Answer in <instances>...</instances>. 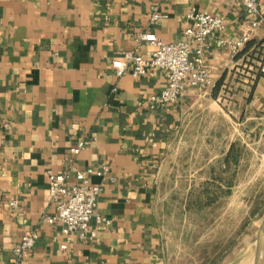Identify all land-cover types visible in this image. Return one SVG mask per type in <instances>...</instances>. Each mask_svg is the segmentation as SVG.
Instances as JSON below:
<instances>
[{
    "label": "crops",
    "instance_id": "1",
    "mask_svg": "<svg viewBox=\"0 0 264 264\" xmlns=\"http://www.w3.org/2000/svg\"><path fill=\"white\" fill-rule=\"evenodd\" d=\"M155 9L162 17L152 22ZM193 10L225 21L202 58L208 86L188 88L177 104L155 111L140 106L166 88L167 72L119 77L113 61L125 51L148 57L143 33L180 40ZM248 28L247 10L232 0H0V264L12 263L30 230L38 240L24 264H68L69 257L75 264H168L156 180L186 114L213 103L233 117L264 119V75L247 68L251 59L264 60V24L237 56L221 43ZM89 168L102 187L98 212L111 225L92 241L73 236L65 251L61 224L43 220L57 212L48 172H69L74 183Z\"/></svg>",
    "mask_w": 264,
    "mask_h": 264
},
{
    "label": "rangeland",
    "instance_id": "2",
    "mask_svg": "<svg viewBox=\"0 0 264 264\" xmlns=\"http://www.w3.org/2000/svg\"><path fill=\"white\" fill-rule=\"evenodd\" d=\"M254 59L247 68L259 66ZM235 114L197 104L164 154L156 209L168 264L257 263L264 236V119Z\"/></svg>",
    "mask_w": 264,
    "mask_h": 264
},
{
    "label": "built area",
    "instance_id": "3",
    "mask_svg": "<svg viewBox=\"0 0 264 264\" xmlns=\"http://www.w3.org/2000/svg\"><path fill=\"white\" fill-rule=\"evenodd\" d=\"M232 1L245 7L249 20L248 30L239 38L236 40L225 38L221 41L222 45L237 56L246 48L254 32L264 24V14L260 8V0ZM161 17L155 9L151 21L156 22ZM188 17L193 23L185 29L180 40L167 42L153 32L143 33L139 36V42L152 47L148 57L143 56L138 50L125 51L123 58L113 61V67L119 77L126 71H131L136 76L145 75L150 68L167 72L166 88L147 99L140 100V106L155 111L177 104L188 88L204 89L208 86L211 70L204 64L202 58L207 51L208 39L213 33L225 28V21L219 15L197 10L191 11ZM194 53L197 54V59L193 58ZM257 70L259 74H264L263 61L259 62ZM106 171L98 174L103 175ZM92 173L91 168L80 171L76 175V182L72 183L69 172L60 174L48 172L49 191L52 199L57 202V212L52 216H45L43 220L50 224H61L65 236V241L61 245L62 250L71 251L70 243L73 236L81 241H92L97 239L101 230L111 225V220L98 212L102 187L90 180ZM11 205H16V201L11 202ZM93 220L96 221L95 225L92 224ZM37 240L36 230L26 232L21 242L13 249L11 264H24ZM68 264H75L72 257H69Z\"/></svg>",
    "mask_w": 264,
    "mask_h": 264
},
{
    "label": "trees",
    "instance_id": "4",
    "mask_svg": "<svg viewBox=\"0 0 264 264\" xmlns=\"http://www.w3.org/2000/svg\"><path fill=\"white\" fill-rule=\"evenodd\" d=\"M250 48V42H248V44L246 45V49L245 50H248ZM264 62V60H263ZM261 75H264V74H261ZM226 78V75H224V77L217 83L215 89H214V97H217L218 96V93L220 92V89L224 83V80Z\"/></svg>",
    "mask_w": 264,
    "mask_h": 264
},
{
    "label": "water",
    "instance_id": "5",
    "mask_svg": "<svg viewBox=\"0 0 264 264\" xmlns=\"http://www.w3.org/2000/svg\"><path fill=\"white\" fill-rule=\"evenodd\" d=\"M263 232H264V226H263ZM263 244H264V236H263V239H262V243H261V246H260V252H259V256H258L256 264H260L261 258L263 256V250H264L263 249Z\"/></svg>",
    "mask_w": 264,
    "mask_h": 264
}]
</instances>
